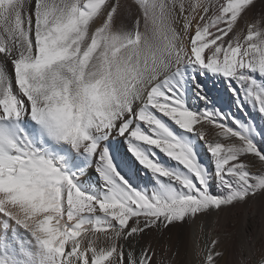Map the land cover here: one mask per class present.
I'll list each match as a JSON object with an SVG mask.
<instances>
[{
    "label": "snow or ice",
    "instance_id": "obj_1",
    "mask_svg": "<svg viewBox=\"0 0 264 264\" xmlns=\"http://www.w3.org/2000/svg\"><path fill=\"white\" fill-rule=\"evenodd\" d=\"M254 7V0H0V264H176L158 259L143 235L264 195V148L235 117L229 124L210 110L200 85L199 111L184 92L186 69L219 74L237 107L254 102L264 114V18L246 21ZM169 121L180 136L204 142L219 194ZM114 135L141 166L183 191L160 197L133 188L109 154ZM158 153L191 175L166 168ZM85 154L98 162V194L78 185ZM94 215L103 222L87 219ZM219 243L199 252V264H218ZM234 264H264V250Z\"/></svg>",
    "mask_w": 264,
    "mask_h": 264
},
{
    "label": "bare ground",
    "instance_id": "obj_2",
    "mask_svg": "<svg viewBox=\"0 0 264 264\" xmlns=\"http://www.w3.org/2000/svg\"><path fill=\"white\" fill-rule=\"evenodd\" d=\"M254 2L255 7L246 18L247 22L264 18V0ZM240 26L244 28L246 23L241 21ZM185 71V100L191 109L199 111L204 107V103L196 95L197 85H200L209 98L210 110L219 109L226 114L230 118L229 124L232 123L231 118L235 117L240 121L238 130L248 134L264 148V114L258 111L254 102L245 101V107L241 109L236 105L228 80L222 75L193 69ZM193 76L196 77L195 81L192 79ZM168 123L180 136L182 130H177L170 121ZM206 131L209 132V139L216 138L214 131L211 129ZM180 138L191 144L198 162L206 170L209 190L213 194H219V185L214 176L216 165L204 142L192 134ZM106 145L113 163L136 190L148 195L155 193L160 197H168L183 191L181 185L172 184L162 177L158 178L141 166L129 151L128 143L123 137L114 135L109 138ZM158 156L166 168H171L184 176L191 175L183 165H177L162 153H158ZM97 163L95 157H89L87 154L81 157L79 170L82 171V175L79 176L78 185L85 192L98 194L103 186L104 182L96 170ZM87 219L91 222H103L104 218L102 215H94ZM213 239H218L219 247L224 250V256L219 259L218 264H234V261L244 260L253 255L258 256L264 250V195L250 199L244 207L238 205L225 208L218 213L213 211L208 216H198L190 222L176 224L168 230L146 232L142 242L153 246L158 259H174L176 264H199V252L206 251Z\"/></svg>",
    "mask_w": 264,
    "mask_h": 264
},
{
    "label": "rangeland",
    "instance_id": "obj_3",
    "mask_svg": "<svg viewBox=\"0 0 264 264\" xmlns=\"http://www.w3.org/2000/svg\"><path fill=\"white\" fill-rule=\"evenodd\" d=\"M207 160H208V159H207ZM241 204H242V203H237L235 206H238V205L241 206V207H244V206H245V203L242 204V205H241ZM235 206H234V207H235Z\"/></svg>",
    "mask_w": 264,
    "mask_h": 264
}]
</instances>
